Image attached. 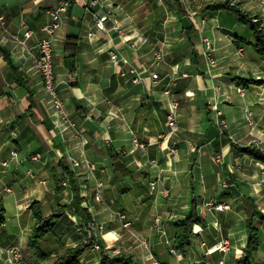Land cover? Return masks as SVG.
<instances>
[{"label": "crops", "instance_id": "0c3cea01", "mask_svg": "<svg viewBox=\"0 0 264 264\" xmlns=\"http://www.w3.org/2000/svg\"><path fill=\"white\" fill-rule=\"evenodd\" d=\"M59 1L0 0V202L6 218L0 264H14V248L26 264H52L67 249L89 243L85 229L91 222L104 226L100 249H85L79 264H99L102 255L115 253L130 254L138 264H237L248 241L246 200L264 215V164L232 148L264 152V58L249 27L232 12L207 10L225 0H71L53 41L59 113L33 60ZM230 1L264 28L260 0ZM105 14L101 31L95 20ZM26 29L33 34L20 44L14 36L22 39ZM68 37L77 39L74 63L64 51ZM205 38L215 66L208 63ZM110 51L127 63H112ZM158 51L161 60L154 57ZM135 77L140 82L133 83ZM236 78L263 82L240 86ZM168 82L179 104L178 130L169 135ZM248 112L254 127L246 122ZM97 182L103 183L101 203L94 197ZM35 202L43 217L67 206L39 244L43 260L29 247ZM193 202L205 225L192 233L182 255L175 251L176 225ZM206 202L229 209L208 211ZM116 211L125 214L128 229ZM255 224L261 244L254 258L264 264V226ZM224 239L230 244L226 254L215 249Z\"/></svg>", "mask_w": 264, "mask_h": 264}, {"label": "trees", "instance_id": "16d2710c", "mask_svg": "<svg viewBox=\"0 0 264 264\" xmlns=\"http://www.w3.org/2000/svg\"><path fill=\"white\" fill-rule=\"evenodd\" d=\"M209 11L225 10L234 13L241 24L249 27L254 38V46L258 54L264 58V28L262 21L255 15L243 10L240 5L231 3L230 0L218 2L207 8ZM64 51L69 54L72 58L73 63L75 62V56L78 51L77 39L74 37H68L64 43ZM6 60L9 62V56L4 51ZM17 76L19 73L14 72ZM20 75V74H19ZM240 86H247L248 84H259L262 80L254 79H240L236 78ZM237 154H244L250 156L252 159L259 161L264 164V152L254 147L240 148L237 146L232 147ZM112 159L117 160L115 154L111 155ZM68 176L71 190L74 195V200L77 204V210L81 213L86 223L89 222L90 217L86 210L80 207L82 199L79 197L78 188L75 181L72 179V175L66 172ZM247 204V222L246 228L248 232V241L245 247L241 250L240 256L237 258V264H257L255 262V254L259 250L261 244V234L256 227V222H259L264 226V215L258 210L257 206L251 200H246ZM33 216L36 220V224L33 233L29 239V247L34 254L40 257L41 260L47 257L46 254L41 252L39 244L49 234L52 233L55 222L61 218L67 206L58 207L53 213L47 217H43L39 203L35 202L31 205ZM5 209L3 204L0 202V225L5 222ZM195 225H205V220L200 217L196 212V205L193 202L191 205V212L187 218L176 225L174 246L175 251L179 254L184 255L185 249L189 245L190 238L193 233ZM92 247V244L88 243L82 246L67 249L62 255L57 257L52 264H79V257L82 255L85 249ZM99 264H137L130 255L119 254L112 257L102 256Z\"/></svg>", "mask_w": 264, "mask_h": 264}, {"label": "built area", "instance_id": "2783aa9c", "mask_svg": "<svg viewBox=\"0 0 264 264\" xmlns=\"http://www.w3.org/2000/svg\"><path fill=\"white\" fill-rule=\"evenodd\" d=\"M260 3L264 5V0H260ZM92 4H101L100 0H93ZM71 5V0H61L57 4V6L52 9L49 12L50 15V21L45 27L43 28V32L45 33V37L40 39L38 41V49L36 55H34L33 60L36 68L38 69L39 73L42 75L43 80H44V88L46 92L51 96L53 106L54 108L59 112H63V103L59 99L57 92H56V87H55V74H54V63H53V41L55 39V35L57 31L60 29L62 25V20L64 14L68 11L69 7ZM108 20V15H102L98 16L95 20L96 22V27L101 30V31H106V22ZM0 22H4V17L0 14ZM115 29L118 30V23L115 21ZM33 32L30 29H26L25 32L23 33V38L20 39L16 36H14V39L19 42L20 44H26L27 41L31 38ZM90 36L92 34H89ZM203 46L205 49V54L207 55L208 58V63L210 66H215L216 65V60L212 57L211 55V50H212V45L211 42L208 39H203ZM154 57L156 60H161L162 58V52L158 51L157 53L154 54ZM109 59L112 63L117 64V63H123L126 64L127 62L125 60H120L117 57V54L110 51L109 52ZM151 79L153 81H159V76L157 74H151ZM141 78L135 77L133 79V83H138L140 82ZM171 82H168L165 86L164 94L168 97L169 99V111L166 117V124L168 127V134L174 133L178 130V101L174 98L171 97ZM239 93L244 92L243 87L238 88ZM246 122L250 127H254V121L252 119V114L251 112H248L246 114ZM222 126H225V122H221ZM167 135H162V143L167 137ZM11 158H16L17 157V152L12 151L10 153ZM75 166L78 165L76 161L73 162ZM4 167L8 165V162L5 161L2 163ZM90 169H93V166H90ZM158 180V177H157ZM152 181L151 182V189L154 190L156 187V182ZM102 187L103 183L102 182H97L96 184V191L94 193V197L98 202H103L102 201ZM205 207L207 208L208 211H224L228 210L229 206L225 203L217 202H206ZM115 219H117L123 228L128 229L130 226V223L126 220V216L124 213L120 211H116L114 213ZM82 229L78 228L77 232H80ZM104 230V226L101 224H95L94 222H91L87 225L85 231L87 234V237L89 239V242H91L92 247L94 249H99V245L97 244V238L99 235L102 234ZM200 225H195L193 228V232H198L200 231ZM203 246L205 245L204 243L202 244ZM230 248L229 241L224 239L216 245L215 249L223 254L228 253ZM11 259L14 264H26L24 261L21 252L18 248H14L11 252ZM219 264H224V261H220Z\"/></svg>", "mask_w": 264, "mask_h": 264}, {"label": "rangeland", "instance_id": "374dc122", "mask_svg": "<svg viewBox=\"0 0 264 264\" xmlns=\"http://www.w3.org/2000/svg\"><path fill=\"white\" fill-rule=\"evenodd\" d=\"M102 233H103V232H102ZM101 235H102V234H101ZM99 237H100V235H99L98 238H97V239H98V240H97V241H98L97 244L99 245V249H100ZM89 243L91 244V242H89ZM92 248H93V247H92ZM97 250H98V249H97ZM119 254H125V253H115V254H113V255H109V256H108V255H102V256L112 257V256H114V255H119ZM125 255H130V254H125ZM59 256H60V255H59ZM59 256H58V257H59ZM102 256H101V257H102ZM130 256H131L132 259L134 260L133 256H132V255H130ZM100 260H101V259H100ZM134 261H135V260H134ZM135 262H136V261H135ZM99 263H100V262H99ZM136 263H137V262H136ZM137 264H138V263H137Z\"/></svg>", "mask_w": 264, "mask_h": 264}]
</instances>
